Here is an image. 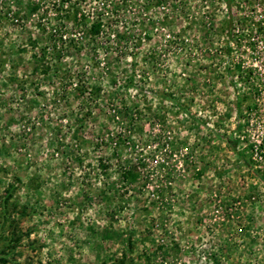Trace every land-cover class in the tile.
I'll return each mask as SVG.
<instances>
[{
    "label": "rangeland",
    "instance_id": "obj_1",
    "mask_svg": "<svg viewBox=\"0 0 264 264\" xmlns=\"http://www.w3.org/2000/svg\"><path fill=\"white\" fill-rule=\"evenodd\" d=\"M230 10L0 0V264H264V0Z\"/></svg>",
    "mask_w": 264,
    "mask_h": 264
},
{
    "label": "trees",
    "instance_id": "obj_2",
    "mask_svg": "<svg viewBox=\"0 0 264 264\" xmlns=\"http://www.w3.org/2000/svg\"><path fill=\"white\" fill-rule=\"evenodd\" d=\"M225 3H226V6L228 8V19H227V33H228V36H231V30H232V17H231V10H230V2L231 0H224ZM33 7H37V4H34ZM68 15V18L73 22L74 25H79L82 21L84 22L86 19H87V14L84 12V11H79L77 9H75L73 12H71L70 14H67ZM102 21L99 19V18H96L95 20L91 21L89 26H88V29H87V32L90 36H97L100 34V32L102 31ZM40 29L44 31V27L43 26H40ZM52 37H50L51 39ZM54 41V39H53ZM69 41H72V40H69ZM74 43V42H73ZM52 50L55 51V48H56V44H52ZM228 46V45H227ZM67 78H68V81L67 83H70L72 82L70 79L71 75L68 73L67 71ZM80 81V80H79ZM95 90H97L98 88H95ZM74 91H75V95L77 97H83V95L85 94V92H87L86 90V86L84 84V82H79L78 84H76V87L74 88ZM88 93L90 94L91 91H88ZM237 138H234V137H229L227 139V143L228 145L231 147V149L233 150V152L240 158L243 160V154L237 150ZM10 187H7L6 188V193H5V196H4V199L7 200L10 195L12 194V190H13V186L12 184L9 185ZM125 251H123L122 253V256L125 258L127 256V250L130 249L131 247V240H130V237L126 236L125 237Z\"/></svg>",
    "mask_w": 264,
    "mask_h": 264
},
{
    "label": "built area",
    "instance_id": "obj_3",
    "mask_svg": "<svg viewBox=\"0 0 264 264\" xmlns=\"http://www.w3.org/2000/svg\"><path fill=\"white\" fill-rule=\"evenodd\" d=\"M253 71H254L253 74H256L257 76H259V78H260L259 81H261V79H264V62H263V64H261V65L258 66V68L256 69V71L255 70H253ZM261 84H259V86L264 89V82H262Z\"/></svg>",
    "mask_w": 264,
    "mask_h": 264
}]
</instances>
